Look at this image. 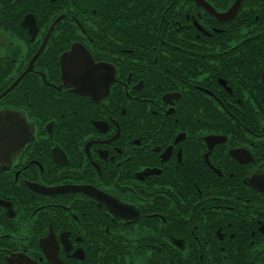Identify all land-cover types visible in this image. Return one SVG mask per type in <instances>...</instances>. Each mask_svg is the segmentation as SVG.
I'll return each mask as SVG.
<instances>
[{
	"label": "flooded vegetation",
	"instance_id": "1",
	"mask_svg": "<svg viewBox=\"0 0 264 264\" xmlns=\"http://www.w3.org/2000/svg\"><path fill=\"white\" fill-rule=\"evenodd\" d=\"M71 1L0 0V264H264L261 0Z\"/></svg>",
	"mask_w": 264,
	"mask_h": 264
},
{
	"label": "snow or ice",
	"instance_id": "2",
	"mask_svg": "<svg viewBox=\"0 0 264 264\" xmlns=\"http://www.w3.org/2000/svg\"><path fill=\"white\" fill-rule=\"evenodd\" d=\"M3 43V41H0ZM64 80L69 81L68 84H74L78 87H89L93 89L96 95H103L105 88H108L112 83L113 69L105 66L104 62H96L91 56L82 49H71L67 52L64 60ZM12 113H6L0 110V123L4 120L14 121L18 130L22 135H29V130L25 128L24 122ZM107 139V138H104ZM242 159H246V153L240 154ZM62 158V155H61ZM119 187V185H116ZM101 199L107 197L101 196ZM111 209L117 215H132L133 210L126 208L119 200L113 199L108 201ZM54 247V241H52ZM22 264V262H17Z\"/></svg>",
	"mask_w": 264,
	"mask_h": 264
},
{
	"label": "trees",
	"instance_id": "3",
	"mask_svg": "<svg viewBox=\"0 0 264 264\" xmlns=\"http://www.w3.org/2000/svg\"><path fill=\"white\" fill-rule=\"evenodd\" d=\"M250 1H256V0H250ZM261 2H262V5L260 7L261 9L259 11L258 20L256 22L257 25H264V0H261ZM70 3H72V12H73V14H74V16L76 18H79V16L77 14H75V11L79 10L80 7H82V6H88V17L86 18L85 22H87V23H96L95 16H90V9H94L95 11L97 9V1L96 0H86L85 3H83L84 5L82 4V6L80 4L81 3L80 0H72ZM254 7L256 8L254 10L257 12L258 8L256 6H254ZM81 10L82 9H80V12H83ZM129 12H132V10L130 9ZM78 13H79V11H78ZM253 17H254V15H252L250 13V10H249L248 13H247V16H246L247 21L249 22V20H251V18H253ZM262 30H263V28H262ZM93 34L94 35L90 36L89 38L97 40V36L95 35V32H93ZM258 39L262 40V44L259 46L260 47L259 51H260L261 56L264 58V30L261 33V35L258 37ZM223 50H225V48H221L220 52L217 53V55H219V56H225V55L233 56V55H243V53H244V51H241V52H231V51H229V52H227V51H223ZM247 54H249V53H247ZM254 54H256V53H254ZM213 55H215V54H213ZM249 55H253V53H251ZM171 73H174V72H171Z\"/></svg>",
	"mask_w": 264,
	"mask_h": 264
},
{
	"label": "water",
	"instance_id": "4",
	"mask_svg": "<svg viewBox=\"0 0 264 264\" xmlns=\"http://www.w3.org/2000/svg\"><path fill=\"white\" fill-rule=\"evenodd\" d=\"M195 1V0H194ZM238 1V0H237ZM233 11L234 10H232V11H228V13H226V17L227 16H231L232 14H233ZM72 49L73 50H76V49H80L79 47H77L76 45H73L72 46ZM85 52H87L85 49H83ZM88 53V52H87ZM89 54V53H88ZM65 56H67V54H63V55H61V57H60V64H61V67H62V76L64 77V68H63V65H64V60H65ZM263 80H264V71H263Z\"/></svg>",
	"mask_w": 264,
	"mask_h": 264
}]
</instances>
